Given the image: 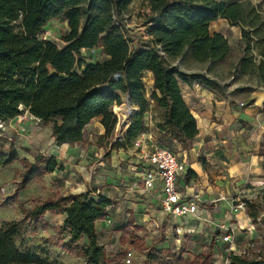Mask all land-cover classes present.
Returning <instances> with one entry per match:
<instances>
[{
  "label": "trees",
  "instance_id": "16d2710c",
  "mask_svg": "<svg viewBox=\"0 0 264 264\" xmlns=\"http://www.w3.org/2000/svg\"><path fill=\"white\" fill-rule=\"evenodd\" d=\"M145 1L150 8L149 42L138 45L129 38L125 21L133 0H0V119L14 118L25 108L52 125L58 142L75 144L84 140L86 127L98 117L111 136L118 122L114 110L125 117L126 109L132 107L125 124L128 128L112 148L127 149L146 130L147 115H151L162 134L190 149L199 127L182 83L197 81L213 90L221 87L204 72L182 70L173 61L186 58L212 64L225 62L232 54L229 39L210 31L212 23L220 18L242 28L241 66L245 71L251 65L264 84V12L251 0ZM57 18L67 26L62 37L64 47L42 35L48 23ZM84 49H101L106 58L89 60ZM147 72H152L154 79L150 92L144 84ZM120 93L130 95L135 106L131 102L118 106ZM161 145L171 148L164 142ZM16 161L22 164L17 170L20 180L9 200L22 205V217L0 224V264H62L44 251L24 250L18 245L24 235L39 230L47 212L66 215L64 222L54 228L57 247L84 258L87 264H118L122 254L108 252L97 231V222L106 218L112 200L103 195L92 197L89 192L66 196L54 192L36 199L32 206H24L18 192L29 180L53 172L58 163L44 155H37L32 162L19 157L15 149L1 152L0 164ZM191 176L199 177L189 170L186 179ZM243 201L263 238L264 190ZM131 226L120 229L121 244L140 249L146 262L185 261L183 252L144 246ZM210 257L200 254L192 263L208 264ZM230 260L231 264H264V252L252 248L243 254L231 253Z\"/></svg>",
  "mask_w": 264,
  "mask_h": 264
},
{
  "label": "crops",
  "instance_id": "0c3cea01",
  "mask_svg": "<svg viewBox=\"0 0 264 264\" xmlns=\"http://www.w3.org/2000/svg\"><path fill=\"white\" fill-rule=\"evenodd\" d=\"M147 9L150 12L148 5ZM210 31L225 36L228 32H235L238 39L242 37L239 26H232L222 18L212 23ZM65 45L64 42L62 47ZM93 50L100 51L103 60L106 58L101 49ZM192 62L196 66L201 63ZM184 70L204 72L221 87L213 90L197 81L191 85L182 83L184 97L199 127V134L190 149H184L175 139L162 134L150 119L151 115H147L146 130L127 149L112 148V143L122 136H108L101 117L86 127L84 140L75 144L58 142L53 135L52 125L44 123L28 109H22L20 114L6 121L10 135H13L9 139L15 140L13 149L22 147L27 153L24 157L32 162L37 155L57 161L56 169L44 175L47 197L54 192L64 196L89 192L92 197L103 195L112 200L106 218L97 222L99 241L108 252H113L117 241L121 243L120 229L130 223L142 243L151 239L154 242L151 246L157 249H173L171 245L174 239L182 243L187 241V236L196 238L194 245L198 251L193 259L200 254H211L208 264L213 249L204 246L202 241L198 242L200 239L207 241V246H211L215 240L213 246L222 259H226L230 253L243 254L255 246L245 205L242 210L236 206L239 205L238 201L243 204V200L255 198L264 190V96L260 97L256 89L245 91L240 88V82L233 75L219 77L203 66ZM153 83L152 72H147L144 84L148 92L153 89ZM124 122L125 118L123 128L126 130L128 127ZM165 139L176 146L177 151L174 152L186 163V172L179 178L178 184L184 198H199L196 215H166L162 211V191L144 188V172L150 167L146 155L154 146L162 142L167 144ZM189 170H193L198 179L191 176L187 180ZM234 196L237 198L229 203ZM47 213L59 215L61 224L66 218L65 213ZM107 218L111 219V223L107 222ZM248 219L253 227L249 216ZM223 223L236 228L231 241L224 242L221 235L213 236L214 230L219 231L217 227ZM132 249L136 257V250ZM180 252L185 254L183 250ZM124 256L125 251L123 263Z\"/></svg>",
  "mask_w": 264,
  "mask_h": 264
},
{
  "label": "rangeland",
  "instance_id": "374dc122",
  "mask_svg": "<svg viewBox=\"0 0 264 264\" xmlns=\"http://www.w3.org/2000/svg\"><path fill=\"white\" fill-rule=\"evenodd\" d=\"M223 1H235V0H223ZM244 1V0H242ZM256 6L259 7L260 10L264 12V0H251ZM149 11L147 9V3L145 0H133L131 4L127 16H126V23L128 28V35L129 38L132 40L133 43L142 45L147 44L149 42L148 36V17ZM48 28L43 32V37L54 41L57 46L62 47L64 45L63 42V35L65 34V25L62 19H54L48 23ZM241 28V27H240ZM242 29V28H241ZM229 42L232 46V54L230 57L223 63L212 64L209 62H201L197 66L194 62L182 58L174 60L173 62L176 63L180 69L184 70H193V69H200V66L204 67L208 71H211L213 74H216L219 77H230L235 76L237 81L240 82V88L243 90L248 89H256L260 93V97L264 96V84L262 80L256 74V71L253 69L251 65L247 67L245 71L241 66V61L244 56V43L242 39H238V36L235 32H228L227 35ZM242 38V37H241ZM256 56V51H252ZM84 55L92 61H101L103 58L101 57L100 51L98 50H85L83 51ZM83 67V66H82ZM259 97V98H260ZM118 106H124L127 101V95L120 93L118 95ZM131 105H134L131 102ZM135 106V105H134ZM24 108H21V110ZM130 109H126V116L123 117V113L120 115V120L118 118L117 125L115 130L113 131V138H115L116 134L123 136L125 134V130L123 128V119L125 118L124 125L128 121V116H130L129 112ZM115 113V112H114ZM116 115V114H115ZM156 118H158L157 113L154 114ZM116 119V117H115ZM152 119V117L150 118ZM8 123L5 124L4 131H0V154L3 151H10L13 149L15 145V140L9 139L11 136L8 130ZM111 128V127H110ZM124 130V131H123ZM118 138V137H117ZM166 143L172 147V149L176 152L177 148L173 143H169L165 139ZM263 145V144H262ZM24 150V149H23ZM22 147H17L16 152L18 153L19 157L27 156L25 150L23 151ZM263 154V153H262ZM264 155V154H263ZM179 157V156H178ZM20 168H22V164L19 161H16L9 165H2L0 164V224L6 220H13V219H20L22 217V205L20 203L9 200L11 196L14 195L16 191L17 184L19 182V177L17 175ZM193 179V178H192ZM44 176L41 178H35L29 180L28 183L25 185L23 189L18 192L19 198L24 206H32L36 199L46 198L48 195L47 186L44 183ZM237 198L234 196L233 198L229 199V203H231L232 199ZM240 204V201H238ZM242 210V208H238ZM239 213V212H238ZM62 218L59 215L47 213L44 216V223L41 224L39 230L34 234H26L22 238L18 240V245L24 250H31V251H44L46 254L51 256L52 258H56L62 262V264H86L84 260L78 258L75 254L68 253L63 251L61 248L55 245V240L57 238V232L55 231V227L61 224ZM248 226V225H247ZM220 231V227H217ZM245 228H247L245 226ZM251 232H253V241L255 242V246L252 248H261L264 252V236L263 238L260 237L261 233L256 229L255 226L250 225ZM255 228V230H254ZM214 230L213 236L216 238L217 235H221L223 238V234L221 231ZM245 232V231H242ZM187 241L179 243L178 241L173 240V249L179 253L181 250L184 251V258L185 261L181 264H193L192 259L194 256L197 255V251L195 249V241L196 238H191L187 236ZM195 239V240H194ZM223 240V239H222ZM206 245V247H211L212 251V258L210 264H225V259L221 258L217 254V250L213 246L215 240H213L212 245L207 246V241L200 239V241ZM225 242V241H224ZM154 243L151 239L143 241L144 246H151ZM132 247L131 245H123L119 241H117V245L113 248L112 254H122L120 257V262L118 264H124L122 262V258L124 255V251L126 248ZM136 257L132 261L131 264H158L155 262H146L145 254L140 249H136ZM251 248V249H252ZM165 249V248H164Z\"/></svg>",
  "mask_w": 264,
  "mask_h": 264
},
{
  "label": "built area",
  "instance_id": "2783aa9c",
  "mask_svg": "<svg viewBox=\"0 0 264 264\" xmlns=\"http://www.w3.org/2000/svg\"><path fill=\"white\" fill-rule=\"evenodd\" d=\"M62 21L66 27L65 31H67L66 23L64 20ZM5 124L6 121L0 119V131H4ZM146 160L150 167L144 172V188L148 191H162V211L173 217H183L188 214L196 215L199 211V198L195 196L184 198L178 184L179 178L186 172V163L180 160L172 148L165 145L154 146L146 155ZM244 205L245 203L239 204L236 208H242ZM107 222L111 223V219L107 218ZM219 227L223 234V241H231L236 233V228L225 223L220 224ZM230 255L231 253L225 259V264H231ZM134 258V250L132 248L126 249L124 264H131Z\"/></svg>",
  "mask_w": 264,
  "mask_h": 264
},
{
  "label": "water",
  "instance_id": "95a60500",
  "mask_svg": "<svg viewBox=\"0 0 264 264\" xmlns=\"http://www.w3.org/2000/svg\"><path fill=\"white\" fill-rule=\"evenodd\" d=\"M127 100H128V102H132V98L130 95L127 96ZM138 111H139V109L137 111H135V113H137ZM135 113H134V115H135Z\"/></svg>",
  "mask_w": 264,
  "mask_h": 264
},
{
  "label": "bare ground",
  "instance_id": "6f19581e",
  "mask_svg": "<svg viewBox=\"0 0 264 264\" xmlns=\"http://www.w3.org/2000/svg\"><path fill=\"white\" fill-rule=\"evenodd\" d=\"M127 101H128V100H127ZM114 112H115V110H114ZM115 114H116V115H117V117L119 118V115H120V114H118V113H116V112H115Z\"/></svg>",
  "mask_w": 264,
  "mask_h": 264
}]
</instances>
